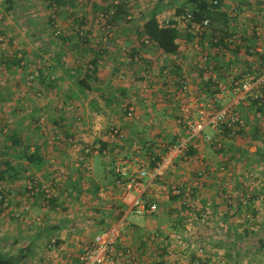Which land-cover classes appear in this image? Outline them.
<instances>
[{
    "label": "crops",
    "instance_id": "0c3cea01",
    "mask_svg": "<svg viewBox=\"0 0 264 264\" xmlns=\"http://www.w3.org/2000/svg\"><path fill=\"white\" fill-rule=\"evenodd\" d=\"M3 1L0 33L10 43L17 40L28 65L21 68L8 44L0 43V59L7 63V82L0 88V131L5 133L0 141V195L9 198L4 208L0 197V253L18 258V264H78L84 245L99 231L119 225L113 249L119 264L130 262L127 252L146 264H264V101L234 99L228 92L216 102L215 109L233 103L245 123L238 136H225L222 149L216 150L202 138L218 137L216 130L206 125L190 134L173 97L182 75L208 104L215 84L226 83L231 71L264 66V2L252 6L249 21H242L228 13L240 0H219L201 40L207 60L199 67L201 50L190 45L192 36L179 20L185 0H153L150 7L140 0L141 17L114 18V36L140 56L130 65L118 44L104 48L94 20L96 11L115 13L114 0H83V5L78 0ZM52 1L57 4L55 18ZM77 7L85 10L78 12ZM153 12L157 19L178 25L175 52L145 41L143 22ZM75 23H87L88 36H78ZM53 24L62 30L60 36L54 35ZM256 24L263 26L260 37L253 32ZM218 33L237 34L239 42L231 48L217 45L213 39ZM257 46L260 51H251ZM31 70L37 74L33 87L25 82ZM37 86L45 90L43 97L32 94ZM71 102L81 115L76 131L74 115L61 106ZM123 103L134 107L133 118L125 116ZM42 111L51 124L66 121L65 134L74 131L79 147L101 142L104 152L90 155V171L78 166L73 147L41 133L34 121ZM110 125L120 127L125 138L109 139ZM12 133L21 146H12ZM182 141L185 149L170 151ZM23 151L36 158L15 156ZM167 156V166L150 181L141 178L132 184L116 172L118 164L129 172L139 163L152 170ZM59 171L63 174L56 184ZM30 174L53 187L57 198L49 200L44 192L27 197ZM172 184L190 191L189 197L170 193L166 187ZM136 201L153 207V213L135 214ZM195 208L207 211L210 219L202 221ZM51 240L53 250L47 247Z\"/></svg>",
    "mask_w": 264,
    "mask_h": 264
},
{
    "label": "built area",
    "instance_id": "2783aa9c",
    "mask_svg": "<svg viewBox=\"0 0 264 264\" xmlns=\"http://www.w3.org/2000/svg\"><path fill=\"white\" fill-rule=\"evenodd\" d=\"M121 1L124 3H128L131 5L128 8V14H126V19H133L135 17L142 16V7L136 4V0H114V4H118ZM140 1V0H139ZM208 3L214 8L218 6L219 0H207ZM264 2V0H240L235 5H233L228 13L232 18H240L242 21H249V17L251 16V8L252 6H256L258 3ZM3 2L0 0V9ZM57 8L56 1H52L51 10L53 11L52 17L54 16V12ZM2 16L0 12V17ZM113 10L102 9L96 12L94 16L95 24L99 29L102 35V41L104 43V48L108 49L112 43L118 44L120 50L124 54V62L125 64H132L134 62H138L140 60V56L134 52L131 46L125 45L121 43L118 38L114 36L115 34V26L113 23ZM179 20L184 24L185 31L192 36V40L190 41V45L194 48L201 50L199 67L202 66V63L207 60V54L201 48V40L210 25V19L208 17H204L201 19H197L194 13L185 9L179 15ZM161 23L166 26L177 27L178 25L170 21L169 19L161 20ZM54 35L60 36L62 30L54 25ZM74 32L80 37L88 36V25L84 24H73ZM253 32L256 36L260 37L263 33V26L256 24L253 27ZM6 36L0 33V43L5 42ZM146 42L149 41L147 37L144 38ZM223 42L227 45V47H234L237 42H239V36L237 34H233L231 36L222 37L221 34H217L213 42L219 43ZM12 51L11 56L15 58L18 62V65L23 68L27 64L26 59L24 57L22 48L18 46V42L15 40L11 41ZM261 46H257L252 48L251 51H260ZM6 60L0 59V73L4 71L6 68ZM126 75L121 74L120 78L124 79ZM50 79H55V74L50 76ZM26 86L33 87L37 83V74L34 70H31L27 73V77L25 79ZM177 88L173 95V97L179 102L180 109L184 112V123L186 128L190 134H198L201 132L204 126H211L218 133V137L212 136L210 134H203V140L211 145L214 149L220 150L223 147L222 138L226 137H236L240 134V131L244 128V121L241 116L234 110L233 103L228 104L219 109H215L214 106L216 102H218L225 94L228 92H232L234 94V99L246 98L248 97L250 100L257 101L261 103L264 101V66L260 69L253 68L251 70H240L236 69L231 71L227 76V82L224 84L216 83L215 89L210 96V99L207 103H204L201 100V95L195 93L186 76L182 75L177 80ZM4 84V80L0 79V86ZM33 93L36 97H43L45 95V90L41 86L35 87L33 89ZM22 97L25 96L24 92L21 94ZM64 104V103H61ZM63 106V105H61ZM72 113L75 117L78 125L75 127L76 129H80V120L81 115L78 110V107L75 103L71 102L63 107ZM123 110L125 111V116L128 118H133L135 116L134 107L128 103H123ZM27 111L29 113L33 112L32 107H28ZM36 125H38L39 130L45 136H50V139L61 145H65L68 147H73V155L76 163L79 167H81L84 171H90L92 169V164L89 161V157L92 154H100L104 152L103 146L99 140L95 141H86L85 143H81L80 147L79 141L80 139H76L73 134L66 135L65 128L67 127L66 121H61L57 124H51L49 121V115L46 111H42L41 113L36 114L35 119ZM107 136L111 140H123L125 138L124 131L116 126L110 125L107 129ZM78 146V147H77ZM186 148V142L182 141L179 144L173 145L170 149L172 152L180 151ZM170 156L165 157L160 161L156 168L149 170L147 167L142 165L141 163L137 164L132 171H128L126 167H122L120 164L116 167V172L120 174L122 177L126 178L132 184H137L141 178L154 179L159 174H161L164 167L170 161ZM63 171L57 172L55 175L53 182L58 184L61 180V176ZM26 189H27V197H34L39 192H44L49 200H55L57 198V192L53 187H47L42 184L41 179L36 175H29L26 179ZM166 189L174 194V195H182L184 197H189L190 191H184L181 186L172 184L166 187ZM10 194H14V191H11ZM2 205L7 207L9 205V198L7 196H1ZM199 211V218L202 221H208L210 219V215L207 211ZM132 210L140 215L151 214L153 213V207L140 205L138 201L132 204ZM119 236V225L112 226L108 229H104L99 231L93 238L92 242L86 244L82 247V250L78 257V264H119L116 256L113 253L114 245ZM55 241L51 240L47 247L51 250L55 248ZM203 247L198 248V252H203ZM127 255L131 260L128 264H146L137 261L127 252Z\"/></svg>",
    "mask_w": 264,
    "mask_h": 264
},
{
    "label": "trees",
    "instance_id": "16d2710c",
    "mask_svg": "<svg viewBox=\"0 0 264 264\" xmlns=\"http://www.w3.org/2000/svg\"><path fill=\"white\" fill-rule=\"evenodd\" d=\"M220 6V1L218 2V6L212 7L207 0H185V5L180 6L179 13L183 12L185 9L191 10L197 19H201L204 17H208L211 19L214 17V10H216ZM131 5L128 3H124L121 1L117 4L115 13L113 11L112 19L118 16L126 17L128 14V8ZM145 21L143 22V31L142 33L149 39L150 42L155 43L158 47H160L164 52H175L178 48L177 38L179 36V32L175 27L166 26L161 23V20L157 19L155 13H149L145 17ZM210 27V25H209ZM222 37L223 34L220 33ZM223 42L215 43L217 45H221ZM24 54V53H23ZM15 61H17L15 59ZM18 64V62H17ZM13 147L21 146L22 142L17 136L16 133H12L10 136ZM15 156L24 157L27 160H33L36 158L35 153H27V151L16 153ZM38 168V166H36ZM1 176V172H0ZM179 196V195H178ZM182 196V195H180ZM262 247H264V241H262ZM19 259L15 258L11 255L0 253V264H18Z\"/></svg>",
    "mask_w": 264,
    "mask_h": 264
},
{
    "label": "rangeland",
    "instance_id": "374dc122",
    "mask_svg": "<svg viewBox=\"0 0 264 264\" xmlns=\"http://www.w3.org/2000/svg\"><path fill=\"white\" fill-rule=\"evenodd\" d=\"M82 1L83 0H78V2L79 3H81V5H83L84 3H82ZM142 1V0H141ZM141 1H139V0H136V4H138L139 6L141 5L140 4V2ZM151 1H153V0H143V3L144 4H146V2L149 4L148 5V7H150V5H151ZM2 2H3V4H2V6L4 5V1L2 0ZM86 2H88V1H86ZM2 6H1V9H2ZM1 9H0V12H1ZM79 8L77 7V11L78 12H83V10H85V8H82L81 9V11L80 10H78ZM51 10V9H50ZM56 11V10H55ZM97 12V11H96ZM49 13V12H48ZM27 15L29 14L30 15V13H26ZM25 14V15H26ZM50 14H51V16H52V14H53V11L51 10L50 11ZM87 14V13H86ZM83 15V14H82ZM85 15V14H84ZM55 16H56V12H54V17L53 18H55ZM2 17V16H1ZM3 18V17H2ZM15 41H17L16 39H15ZM4 43H7L8 45L7 46H9L11 49H12V46H11V44H10V40H8L7 38H5V42ZM18 46H20L21 47V45L18 43ZM6 69H4V71H5ZM3 71V72H4ZM0 79H2V80H4V84L7 82V80H6V78H5V76L3 75V73L1 72L0 73ZM4 84L2 85V86H4ZM2 86H0V88L2 87ZM25 91V90H24ZM23 93V92H22ZM21 93V94H22ZM32 94H34V93H32ZM22 96V95H21ZM64 104H65V102H64ZM60 107V106H59ZM62 108H63V106H62ZM33 119H34V117L32 118V121H33ZM35 122V121H34ZM6 128H8V127H6ZM210 135H212V134H210ZM3 136H5V133H3V132H1L0 131V141H3L4 139H5V137H3ZM212 136H214V135H212ZM30 175H33V174H30ZM8 207V206H7ZM7 207H4V208H7ZM134 212V211H133ZM135 213V212H134ZM135 214H137V213H135ZM137 215H139V214H137ZM204 251V250H203Z\"/></svg>",
    "mask_w": 264,
    "mask_h": 264
}]
</instances>
